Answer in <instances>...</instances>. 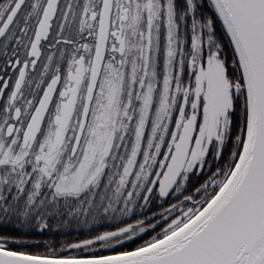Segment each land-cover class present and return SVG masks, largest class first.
Wrapping results in <instances>:
<instances>
[{
    "label": "snow or ice",
    "instance_id": "obj_1",
    "mask_svg": "<svg viewBox=\"0 0 264 264\" xmlns=\"http://www.w3.org/2000/svg\"><path fill=\"white\" fill-rule=\"evenodd\" d=\"M0 264H264V0H0Z\"/></svg>",
    "mask_w": 264,
    "mask_h": 264
}]
</instances>
